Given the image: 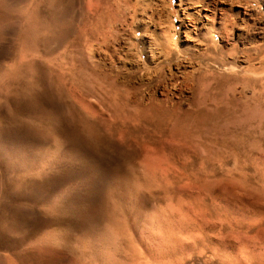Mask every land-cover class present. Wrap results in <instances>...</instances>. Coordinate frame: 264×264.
Wrapping results in <instances>:
<instances>
[{
    "label": "rangeland",
    "instance_id": "1",
    "mask_svg": "<svg viewBox=\"0 0 264 264\" xmlns=\"http://www.w3.org/2000/svg\"><path fill=\"white\" fill-rule=\"evenodd\" d=\"M172 243L264 264V0H0V264Z\"/></svg>",
    "mask_w": 264,
    "mask_h": 264
},
{
    "label": "bare ground",
    "instance_id": "2",
    "mask_svg": "<svg viewBox=\"0 0 264 264\" xmlns=\"http://www.w3.org/2000/svg\"><path fill=\"white\" fill-rule=\"evenodd\" d=\"M163 46H165V44L163 45ZM166 48V47H165ZM177 52H179V51H177ZM177 52H172V53H169V50H168V52L166 53V56L167 55H171V56H173L175 53L176 54H179V53H177ZM167 58V57H166ZM211 58V57H210ZM168 59H170V58H168ZM204 59V58H203ZM171 60V59H170ZM168 61V60H167ZM166 63V62H165ZM178 65V64H177ZM200 65V64H199ZM198 65V66H199ZM180 66V65H179ZM179 66H177V70H179ZM157 67V66H156ZM185 69V68H184ZM181 70V69H180ZM206 70V69H205ZM161 71V70H160ZM192 71V70H191ZM210 71V70H209ZM159 72V71H158ZM157 72V74H159ZM193 72V71H192ZM192 72H190L189 74H187V76L186 77H189V78H193V74H192ZM195 72V71H194ZM213 72H214V70H213ZM176 73V72H175ZM207 73V72H206ZM177 74V73H176ZM186 74V73H185ZM197 77H196V79H198V80H200V78H203V76H202V74H201V72H197ZM162 76H163V74H162ZM161 76V77H162ZM195 77V76H194ZM185 78V77H184ZM182 80V79H181ZM244 81H245V79H244ZM165 82V81H164ZM184 82V81H183ZM186 82V81H185ZM195 82V81H194ZM194 82H193V85H194ZM247 82V81H246ZM160 83V82H159ZM158 83V84H159ZM219 83H220V81H219ZM177 84V83H176ZM190 86H191V84H189ZM158 86V85H157ZM166 86V85H165ZM188 87V86H187ZM166 90V89H165ZM195 90V89H194ZM161 93V95L164 93V89H163V91H161L160 92ZM167 93V92H166ZM165 93V94H166ZM164 95V94H163ZM135 96H136V94H135ZM194 96V95H193ZM152 97V96H151ZM155 97V96H154ZM164 97H166V96H164ZM168 97H170V96H168ZM135 98V97H134ZM133 98V99H134ZM147 98V97H146ZM161 98V97H160ZM163 98V97H162ZM167 98V97H166ZM147 99H149V98H147ZM157 99V98H156ZM159 99V98H158ZM168 99V98H167ZM131 100V99H130ZM141 100H142V98H141ZM150 100V99H149ZM152 100V99H151ZM165 100V99H164ZM169 100H170V98H169ZM168 100V101H169ZM220 100V99H219ZM143 101V100H142ZM167 101V100H166ZM165 101V102H166ZM208 101V100H207ZM131 102H134V100L133 101H131ZM135 102H137V101H135ZM141 102V101H140ZM139 102V103H140ZM149 102V101H148ZM161 102H162V100H161ZM173 102V101H172ZM171 101H170V103H172ZM192 102V101H191ZM153 103H154V101H153ZM160 103V102H159ZM159 103H158V101H155V103L153 104V105H151L150 107H139L136 111H135V114H134V117H135V120H138V119H140V120H143V121H147V123H150V124H153V123H155V125L157 124V123H161V122H163L169 115H170V110L168 109V107L166 108V107H162V106H160L159 105ZM213 103V102H212ZM129 104H131V103H129ZM144 104V103H143ZM145 104H146V102H145ZM167 104V103H166ZM195 104V103H194ZM135 105V104H134ZM204 105V104H203ZM213 105H215V104H213ZM169 106V105H168ZM177 106V105H176ZM196 107V106H195ZM200 107V106H199ZM169 108H171V106L169 107ZM181 108V107H180ZM132 109V108H131ZM197 109V108H196ZM130 110V109H129ZM172 110V109H171ZM179 109H177V111H178ZM195 110V109H194ZM201 110V109H200ZM180 111V110H179ZM190 111V110H189ZM133 114V113H132ZM128 115H130V114H128ZM201 115H203V113L201 114ZM201 115H200V117H201ZM131 116V115H130ZM133 117V118H134ZM132 118V119H133ZM171 118V117H170ZM169 118V119H170ZM134 120V119H133ZM185 120V119H184ZM143 121H141L142 123H143ZM167 121V120H166ZM166 121H164V122H166ZM178 122V121H177ZM169 123V122H168ZM171 123V122H170ZM145 124V123H144ZM143 125V124H142ZM158 125V124H157ZM173 125V124H172ZM146 126V125H145ZM152 126V125H151ZM165 126V125H164ZM170 126V125H169ZM175 127V126H174ZM147 128V127H146ZM177 128V127H176ZM142 130V129H141ZM144 132V131H143ZM151 133V132H150ZM145 134V133H144ZM153 134V133H152ZM148 135V134H147ZM154 136V135H153ZM140 137V136H139ZM139 139V138H138ZM144 140V139H143ZM149 140V139H148ZM155 140H157V139H155ZM171 140V139H170ZM173 140V139H172ZM153 141V140H152ZM63 147V146H62ZM79 157V156H78ZM125 166V165H124ZM129 169V168H128ZM47 182V181H46ZM195 225V224H194ZM201 226V225H200ZM155 229H157V233H161V232H163V230L166 232V234H167V236H175L174 235V233L172 232L173 230H176L175 231V233H177V232H181V234H182V232H184L185 234H186V232L187 233H190V230H194V228H196V226H193V225H190L189 224V222L187 223V222H183V221H159V222H157L156 224H155ZM109 232V231H108ZM164 232V233H165ZM109 234V233H108ZM112 234V233H111ZM162 234V233H161ZM184 234V235H185ZM183 235V234H182ZM165 236V235H164ZM114 237V236H113ZM117 238H119V237H117ZM106 239V238H105ZM114 239H115V237H114ZM110 240V239H109ZM115 241V240H114ZM114 241H113V243H114ZM129 241H131V240H129ZM40 242V241H39ZM111 242V241H110ZM127 242V241H126ZM94 243V242H93ZM129 243V242H128ZM130 243H132V242H130ZM129 243V244H130ZM126 244V243H125ZM130 245H132V244H130ZM130 245H127L126 244V248H127V246L129 247ZM35 246V248H37L36 246H38L37 244H35L34 245ZM45 247V246H44ZM47 247H49V246H47ZM136 247V246H135ZM183 246H181L180 244H176V243H172V244H170V245H168V246H166L165 247V250H164V252L163 253H156V252H154L153 250H151L150 248H148V247H138V249H137V251H136V254H135V257H134V262H133V264H183V257H179V256H181V251H182V248ZM46 248V247H45ZM19 249V248H18ZM47 249V248H46ZM32 250V249H31ZM38 250V249H37ZM36 250V251H37ZM215 252V251H214ZM52 253V252H51ZM126 253V252H125ZM128 253V252H127ZM16 254V253H15ZM17 255H19V254H17ZM52 255V254H51ZM117 256V255H116ZM128 256V255H127ZM125 257V256H124ZM130 257V256H129ZM128 258V257H127ZM118 259H119V257H118ZM125 259V258H124ZM128 259H130L131 260V258H128ZM230 259V258H229ZM123 260V259H122ZM125 261V260H124ZM122 262V261H121ZM128 263V262H127ZM130 264V263H129Z\"/></svg>",
    "mask_w": 264,
    "mask_h": 264
},
{
    "label": "snow or ice",
    "instance_id": "3",
    "mask_svg": "<svg viewBox=\"0 0 264 264\" xmlns=\"http://www.w3.org/2000/svg\"><path fill=\"white\" fill-rule=\"evenodd\" d=\"M172 2H174V0H172Z\"/></svg>",
    "mask_w": 264,
    "mask_h": 264
}]
</instances>
